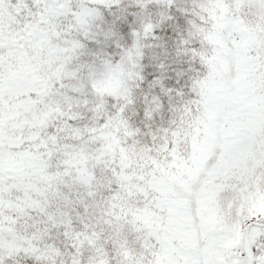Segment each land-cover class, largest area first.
Returning a JSON list of instances; mask_svg holds the SVG:
<instances>
[{
  "label": "snow or ice",
  "instance_id": "1",
  "mask_svg": "<svg viewBox=\"0 0 264 264\" xmlns=\"http://www.w3.org/2000/svg\"><path fill=\"white\" fill-rule=\"evenodd\" d=\"M0 264H264V0H0Z\"/></svg>",
  "mask_w": 264,
  "mask_h": 264
}]
</instances>
